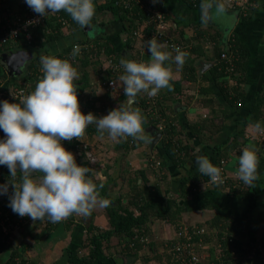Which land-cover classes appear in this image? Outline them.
I'll return each mask as SVG.
<instances>
[{
  "label": "trees",
  "instance_id": "16d2710c",
  "mask_svg": "<svg viewBox=\"0 0 264 264\" xmlns=\"http://www.w3.org/2000/svg\"><path fill=\"white\" fill-rule=\"evenodd\" d=\"M13 1L18 4V0ZM187 1L196 7L201 5L200 0ZM10 2L11 0H0L1 10L14 8ZM158 2L157 0L154 4L150 0L153 6L160 8L166 13V10ZM99 7L109 9L114 16L119 17L122 27L126 28L129 34L124 45L125 50L129 51L134 49V36L132 33L141 24V17L146 15L143 9L138 4H135L130 9H122L114 3V0H104L103 3L98 4ZM256 9V6L248 5L245 13L242 11L239 12L240 19L243 22L250 21L251 12ZM60 12L62 16L68 19L69 24L67 26L63 25L56 15H52L44 22L30 28V39H26L25 34L22 32L16 40L10 41L0 47V50H4L12 45H17L28 48L34 53L33 58L26 65L27 71L23 75L24 79L19 80L14 76H9L0 65V81H3L4 88L10 85H18L27 88L30 94L34 91L36 83L42 77V72L39 71V67H41L40 57L42 55H51L61 59H67L77 69L80 76L78 81H74V85L77 87V98L81 112L84 114L91 112L97 117L104 116L112 109L119 107L121 103H126V98L124 93L111 95L105 86L99 87L103 88L102 94L96 93L90 97V92L88 94L84 92L85 86L89 83V76L96 71L97 74H100V79L98 80H107L110 78L111 73L108 68L105 70V68H99L97 66L99 64L98 62L101 64L105 62V59L103 60V57H101L103 53H106L107 56L113 58L115 61H120L121 58L138 61V54L132 52V55H128L122 48L115 49L109 42L101 40L100 36L92 39L87 34L86 37H75V32L77 30L81 31V28L71 19L70 15L64 11ZM102 23L103 21L99 22V24ZM62 38L65 39L63 49L61 51L53 50L49 53L48 46L53 41ZM212 38L215 39L214 36ZM90 42L93 44H90ZM217 42L214 46L215 56L218 57L217 62L212 65L209 74H203L204 77L201 79H208V83H203L199 89L203 92L207 91L213 94L203 98L201 103L210 104L211 111L209 112L208 110L209 114L204 115L201 119L187 123L189 132L196 134L199 140L202 141L201 146L195 153H192L191 151H193L195 143L188 137L189 133L183 127L182 122L177 123L175 120H172V114L165 111L159 105V98L155 99L156 102L147 101V95L138 94L134 104H139V108L146 118L145 123L158 126L160 122L158 118L160 117L151 115L154 108L157 107L164 118L162 120L165 124L164 132L158 140L159 143H156L150 150H147L150 156L147 159L148 163L146 167H140L134 169V171H130L128 168H122L119 165L120 169L113 173L110 170L109 163H107L105 164L106 179H93V182L97 185H103L100 189V196L111 201L110 206L105 209L109 226L102 229L90 223L86 227L88 232L82 245L78 247L67 246L64 248L62 264H120L121 257L119 259L115 257V254H113L115 251L121 252L123 255L131 256L130 264H135L138 261H149L150 264H156L165 255L168 256V254L165 251V240H155L153 233L155 229L153 225L159 222L166 233H171L172 230L173 234L176 232L182 220L191 222V225H194L192 222H196V224H202L206 227V231L202 235V240L210 243L208 247L210 255L202 264L218 263L214 257L220 249V247L218 249L214 245L218 240L221 241L222 251H220L224 254L229 255L233 249L240 253L238 258L239 264H264V231H261V235L257 236L256 227L252 223L254 213L258 209L260 194L264 192V178L261 177L264 170V152L256 154L258 158L257 173L259 179L255 182V187L252 188L245 185L242 180L239 179L238 181L235 176L229 174L225 182L219 187L214 184L211 186L208 184L201 185L207 182V180H210V178L199 174L195 163L196 155H204L218 167L221 164V160L230 158V152H234L240 156L242 150L246 149L244 146H247L249 140L236 135L239 133L225 138L221 142L211 140L213 133H217L222 129L220 117L223 115L218 111V109H223L222 103L226 102L227 104L236 106L237 110L241 109L246 94L244 83L249 66V57L251 55L249 46L237 34L231 36L227 42L226 49L221 48ZM74 43H78L82 47L79 55L75 58L71 55V49ZM84 44H88L87 48H84ZM198 46L197 44L187 49L185 45V49L182 50L187 51L190 55L187 57L186 63L183 66L182 74L177 77H172L171 93L176 98H180L182 91L181 84L183 81L188 80V78L194 79L195 77V67L192 63L194 60L191 56L192 53L198 51ZM102 49L104 50L103 53H101ZM162 50L170 53L174 52L168 46L163 47ZM224 50L227 54L232 55V67L227 60L220 57L221 52ZM141 57L149 61L150 53L145 52ZM167 62H165L166 65H168ZM78 63H80V69L77 67ZM91 63L93 66H90ZM91 67L94 70L89 69L88 71V68ZM28 79H30L31 83L25 82ZM261 85L260 93L256 96L250 109L246 113V122L255 125L259 121L264 126V81ZM96 98L99 100L97 105L95 104ZM182 133H184L185 137L182 136ZM86 135H95L94 141H101L104 136H108L106 133L104 136H101L96 131L95 125H90L86 128L84 136ZM144 135L146 137L145 141H148V134L144 133ZM83 137L82 140L73 138L70 142L63 140L61 144L74 155L77 163L88 167V174H91L93 173V168L90 166L101 163L102 160H100L101 157H98L93 165L89 163L90 161L87 158L82 159L86 152L84 148H80L79 150H83L85 153L79 154L78 146L83 143ZM0 139H5V134L2 129H0ZM140 141L144 140H139L138 142L140 143ZM139 143H137V140L129 137L127 140L122 139L120 142H115V145L118 144V146H122L125 150H128L140 145ZM151 154L157 157L155 158ZM190 158L193 160H191L188 170L181 172L180 176L176 179L177 181L171 184L168 163L171 162L172 165L179 168ZM156 161H159V163H156ZM2 170L4 174H8L6 166ZM150 173L154 175V178L150 179ZM122 174H127V177H125L127 183L125 182L126 185L124 188V184L120 183L119 187L123 188L122 193L113 197L111 192L114 186L118 184L117 178ZM20 175L18 172L16 178L17 183L19 182ZM11 179L8 178L7 185L8 189L13 193L14 189L10 182ZM220 188H227L228 194L243 199L246 203L245 208L242 211H238L221 207L217 202V195H215L216 190H220ZM190 196L192 198L194 197L191 201L188 199ZM9 199L10 196L6 194L1 197L2 201L7 200L9 202ZM2 201H0V206L4 211L9 206V203ZM203 208H210L212 215L205 218L202 222L190 220L189 217L184 216L185 213L191 210ZM11 212L13 217L18 216L13 211ZM71 217L72 215L69 218ZM26 218L29 219V217ZM44 222L47 230H51V228L56 227L59 223H50L46 218ZM24 223H21L20 226ZM13 232L10 231L5 234L0 229V264H37V262L31 261L23 255L25 248L24 240L18 244L13 243ZM152 233L153 236H151ZM142 236L147 237L148 240L141 241L140 237ZM192 239L197 240L199 238L195 235ZM171 241L173 244L175 239H169L168 243H171ZM157 244L161 248H158ZM83 248L85 250L80 252ZM19 249H22L21 252ZM50 264H53V262Z\"/></svg>",
  "mask_w": 264,
  "mask_h": 264
},
{
  "label": "clouds",
  "instance_id": "9594fccd",
  "mask_svg": "<svg viewBox=\"0 0 264 264\" xmlns=\"http://www.w3.org/2000/svg\"><path fill=\"white\" fill-rule=\"evenodd\" d=\"M25 3L38 16L64 11L81 29L90 27L95 15L93 0H25ZM146 46L150 53L148 62L120 59L123 74L119 81L127 102L104 116L81 112L74 85V81L80 79L77 69L69 60L51 55L40 57L42 77L34 91L23 95L16 103L0 102V129L5 134V139L0 140V165L7 166L12 178L14 191L9 206L14 213L33 221L46 218L55 224L73 214L87 218L95 209L110 206L111 201L100 196L103 185L87 177L89 168L78 165L61 141L82 140L90 125H95L101 136L106 133L115 142L129 137L146 140L145 117L139 107L133 106L135 98L141 92L155 97L163 89L172 90L173 73L165 62L172 61L182 70L190 55L176 47L173 57L162 50L164 46L155 37L147 41ZM80 51L79 45H74L72 57ZM255 127L264 131L259 121ZM195 163L198 173L209 177L212 184L217 187L223 184L221 168L207 156L196 155ZM257 169L256 153L242 150L237 176L249 188L255 187L259 179ZM18 172L21 175L17 183L14 181ZM37 173L41 175L34 178ZM7 192L8 185H0V194Z\"/></svg>",
  "mask_w": 264,
  "mask_h": 264
},
{
  "label": "crops",
  "instance_id": "0c3cea01",
  "mask_svg": "<svg viewBox=\"0 0 264 264\" xmlns=\"http://www.w3.org/2000/svg\"><path fill=\"white\" fill-rule=\"evenodd\" d=\"M200 1H201V5L198 7L194 6L193 4H190L187 0H162L161 4L158 2V4L162 5V7L166 10V18L168 24L167 33L170 35V37H172L173 40L175 41L183 42L184 45H186L187 49L192 48L197 44L199 45L198 51L192 53L191 56V58L194 60V62L192 63L195 67V72H196L194 79L188 78V80L183 81V83L181 84L182 91L180 94V98H176L171 93V90L168 89L161 90L159 94L156 96L157 98H159V103H160L159 105H161V107L164 108L165 111L170 112V114H172V120H175L177 123L182 122V125H184L183 127L189 133L188 137H190V140L195 143V147L193 151H191L192 153H195V151L201 146L202 141L199 140L196 134L189 132V130L187 129L188 127L187 123H191L192 121L201 119L202 117H204V115L209 114L208 110L209 112L211 111L210 104H201V103L203 98L213 95L210 92L207 91L203 92L199 90L200 87H202L203 83L205 84L208 83V79H201V78L204 77L203 74L205 75L209 74L212 65L215 62H217L218 57L215 56V51H214V46L216 42L218 41L217 43L220 44L221 48L226 49L227 42L229 41L231 36L232 35L235 36V34H237L240 37V39L249 46L251 50V55L249 57V66L247 68L246 80L244 83V86L246 88V94L240 110H237L236 106L227 104L226 102L223 103L221 102L223 109L222 110L218 109V111L221 113V115H223L220 117L222 129L217 133H213L211 140L216 142H221L225 138L232 137L236 133H239L236 135H238L240 138L249 139L247 146H244L246 149L254 151L256 154L263 153L264 132L257 130L254 124L246 122V113L250 109V106L254 102L256 96L260 93L262 88L261 84L264 81V0H256L255 4L257 9L251 12V19L250 21L247 22H243L240 19L239 11L235 7L230 5L226 0H200ZM103 2L104 0H93V3L95 5V15L93 17L94 19L92 20L91 26L96 25L97 32L93 36H90L87 34V30L85 27L84 31L83 29H81V31L77 30L74 34L75 37H86L87 34L92 39L100 36L101 40L109 42L112 46H114L115 49L122 48L125 53L127 52L128 55H132V52L135 53L134 49L126 51L124 46L126 43V39L129 37L126 28L122 27V23L120 22L119 17L117 18L116 16H114L113 13L109 11V9L106 8L103 9L100 7L98 8V4ZM10 3L13 7L17 6L15 1L13 0H11ZM101 21H103V23L99 24V22ZM224 32L226 33L224 34ZM213 36L215 37V39L212 38ZM133 38H134L133 48H135V46L138 44V41L135 37ZM90 44L93 43L90 42ZM64 45H65L64 38L53 41L48 46L49 53L53 50L61 51ZM24 50L30 51L28 48L25 47L23 48L17 45L14 46L12 45L7 49L0 50V65L2 66V68L4 69L2 62L4 58L9 57L16 53L18 56H23V54L26 53ZM33 54L34 53L31 52V56H29L27 59L31 58ZM171 54L173 57L175 56V52H172ZM101 57H103V55H101ZM27 59L26 61L28 63ZM98 63L99 64H97V66L99 68L101 67L107 70L106 62L102 64L100 62ZM167 63H168L167 66H169L172 70L173 77H177L182 74V70L178 69L175 63H173L172 61H168ZM90 66H93L92 63L90 64ZM26 67L24 70L9 76H14L16 79L19 80L24 79L23 75L26 74L25 73L27 71ZM89 69L92 70V67ZM99 75L100 74H97L96 71H94L92 75L89 76V83L84 88V92L86 94L90 92L89 93L90 97L96 93L97 94L103 93L102 91L103 88H99V86H97V80L100 79ZM25 82L31 83L30 79H28V81L26 80ZM141 94L145 96L147 95L146 93L143 92H141ZM111 97H115V96H111ZM97 101L99 102V100L96 98L95 100L96 105L98 103ZM133 106L140 107L139 104L138 105L134 104ZM151 115L153 116V114ZM150 126H152V124L150 123L144 122L143 124L144 133L148 134V141L144 140V141H140L139 143L138 142L139 140H137V143H139L140 145H137L136 147H132L128 150H125L122 146H118V144L115 145V141H112L108 136H104L102 138L101 140L102 142L100 141L101 142L100 144L105 145L106 149L110 147L111 150L117 153L116 161L111 159L110 161H108L110 170L113 173L117 172L120 169L119 165L123 164L124 161H125L124 168L137 169L140 167L147 166L148 163L147 159L150 156L147 153V150L151 149L150 135L148 131V128ZM86 136H84L83 139H85ZM182 136L185 137L184 133H182ZM88 137L90 139L88 141L89 142L88 144H91L90 146L92 147L96 146L97 148L100 146L98 145L99 142H97V140L94 142L95 135L93 136L88 135ZM156 143H159V141H157ZM92 150L94 149L92 148ZM98 150L99 149H96V151ZM114 156L116 155H113L112 157L114 158ZM151 156L155 158L157 157L154 154H151ZM238 157H239L238 154H235L234 152H230V158L226 160V164H225V168L229 175L232 176L235 175L238 166ZM192 158H190L182 167L179 168L172 165L171 162L168 163L169 173H170L169 178L171 184L177 181L176 179L180 176L181 172H186L188 170L189 168L188 166L190 165L191 160H193ZM77 164L81 165L79 163ZM105 164H107L106 161H102L101 163L95 164L96 169L94 168L93 173L91 174L87 173L86 174L87 177L92 181H94L93 179L96 178L95 173L97 172L98 169L99 172H101L102 175L104 176V178H98V179L105 180L107 175L105 172ZM115 165L117 166V171L115 169L116 168ZM126 175L127 174L120 175L117 178V182H119L120 177H122V181H124L125 183L126 182L125 177H127ZM153 176L154 175L150 173L149 176L150 179L154 178ZM261 177L264 178V170L262 172ZM208 185L211 186L212 184H208ZM215 195H217V202L221 207L231 208L238 211H242L245 208L246 205L245 201H243V199H241L240 197H234L228 194L227 188H220V190H216ZM193 198L192 196L188 197L190 201ZM205 209L207 208L191 210L188 213L184 214V216L190 218L193 217L192 215L193 213L197 212L198 210H199L198 212L200 211L203 212V210ZM208 209L210 210L209 214L205 215L202 213L201 215L202 219H198L196 217L194 219L190 218V220H195L200 222L204 221L205 218L212 215V210L210 208ZM97 213L99 214L100 217L97 216ZM81 217L82 216L73 214L71 218H68L57 224V225L62 224L64 226V234L60 237V239H58L59 242L58 244H60L62 248L61 252L52 253L53 264L63 263L62 261L64 259L65 247L67 246L78 247L79 245H82V243H84L85 237L88 232L86 227L93 222L91 221V218L92 220H94L95 222L94 224L98 228L105 227L107 224H108L107 226H109L105 209H100V208L95 209L91 213V215L87 217L88 221H86L83 217L82 218ZM252 221H253L252 223H254L256 227V235L260 236L262 233L261 231H264V192L260 194L258 209L255 211ZM44 223H45L44 220L33 221L32 219H29L28 222L18 227L17 230L13 232L12 234L13 243L18 244L19 241L26 240L29 242V244L26 247L28 252L31 253L32 252L31 248L33 249V247L37 250V252H40L42 248L48 247L46 254H49L48 253L49 247H51L52 245H55V247H57L56 243L51 242L50 240L46 241V242L50 241L51 243V245L49 244L50 246L49 245L39 246L40 243H37L38 241H40L39 240L40 232L45 233L44 232L45 230L46 232L48 231L47 233H49L50 231L46 229ZM84 250L85 248H83V251ZM48 256L50 257L51 255ZM31 259L33 261L36 260L35 258H31Z\"/></svg>",
  "mask_w": 264,
  "mask_h": 264
},
{
  "label": "built area",
  "instance_id": "2783aa9c",
  "mask_svg": "<svg viewBox=\"0 0 264 264\" xmlns=\"http://www.w3.org/2000/svg\"><path fill=\"white\" fill-rule=\"evenodd\" d=\"M196 1V0H193ZM230 5L235 7L239 12L242 11L243 13L246 12V8L248 5L256 6V1L252 0H226ZM116 5H119L122 9H130L135 4H138L140 8L143 9L145 12V16L141 17L142 22L141 24L133 30V36L137 39L138 44L135 46L134 51L135 54H138V61L137 62H148L146 59H143L141 56L145 52H149L146 46V42L155 37L164 47H169L170 50L174 51L176 47H179L181 50L185 49V45L182 42L173 40L172 37L167 33V18L166 13L162 11L160 8L153 6L150 3V0H114ZM21 5V7H20ZM134 14V13H130ZM52 15H56L58 19L61 21L63 25H68L69 21L64 16L61 15V12L58 13H49L47 16H38L26 3L25 0H18V4L16 7L7 10H1L0 7V47L9 43L10 41L16 40L20 33H24L26 39L31 38L30 28L38 25L39 23L44 22ZM3 21V22H2ZM151 25L150 27H148ZM149 28V29H146ZM74 45H79L78 43H74ZM88 44H84V48H87ZM82 49V47H80ZM72 50V49H71ZM103 49L101 53H103ZM175 52V51H174ZM221 58L227 60L229 65L232 67V55L227 54L225 51L221 52ZM105 59L107 68L111 73L110 78L107 80H97V86H105L106 89L111 94H121L124 93L123 85L119 81V76L122 75L123 69L119 65V61H115L113 58H110L103 53V60ZM39 71H41V67H39ZM29 94L28 89L25 87H21L18 85H10L7 88L3 87V81H0V102L7 100L10 103H16L23 95ZM157 97H148L147 101L156 102ZM155 104V103H154ZM153 116L160 117L158 128L164 132L165 124L163 123V117L158 110L157 107L153 110ZM1 140V139H0ZM63 141V140H62ZM61 141V142H62ZM82 147V144H79L78 150ZM87 155V154H86ZM88 157V155H87ZM239 159V157H238ZM159 163V161H156ZM226 160H221V164L218 166L222 170V178L225 182L226 178H228V173L226 172L225 168ZM5 167L0 165V185H5L8 182V178L10 177V172L8 169V174H4L2 168ZM7 167V166H6ZM238 169V166H237ZM237 169L235 172V177L237 179ZM3 181V182H2ZM16 182V180L14 181ZM212 184L211 180H207L204 184ZM5 194H0V201L1 197ZM7 196H11L12 193L10 189L6 193ZM9 198V197H8ZM3 199V198H2ZM2 202L9 203L7 200H3ZM12 209L10 206H7V209L3 211L0 206V229L3 233H8L10 231H15L20 224L26 222V217L28 216H12ZM186 222L181 221L177 227L175 233L171 234L169 237H164L165 240L164 246L165 251L167 252L168 256L165 255L161 261L157 262L156 264H202L205 260L208 259L210 253L208 247L210 243L204 242L202 240V235L206 231V227L202 224H196V222ZM198 236L199 239L195 240L192 239ZM175 239V242L172 244L168 243L169 239ZM141 241H147V237H140ZM215 242V241H213ZM212 243V242H211ZM214 244V243H213ZM214 245H216L219 249L214 257L217 259V264H239V252L235 251L234 249L230 251L229 255L224 254L221 248V241H217ZM221 250V251H220ZM137 264V262L135 263ZM142 264H150L149 261L143 262Z\"/></svg>",
  "mask_w": 264,
  "mask_h": 264
},
{
  "label": "rangeland",
  "instance_id": "374dc122",
  "mask_svg": "<svg viewBox=\"0 0 264 264\" xmlns=\"http://www.w3.org/2000/svg\"><path fill=\"white\" fill-rule=\"evenodd\" d=\"M97 32V26L96 25H92L91 26V28H88V30H87V34L88 35H90V36H93L95 33ZM77 67H78V69H80L81 68V66H80V63H78L77 64ZM84 67V66H83ZM88 71H89V68H88ZM91 72V71H90ZM81 73V72H80ZM147 97H149V96H147ZM98 102V101H97ZM99 103V102H98ZM97 103V104H98ZM96 104V103H95ZM204 115V114H203ZM164 123V122H163ZM157 129H159L158 127H156ZM84 141H83V143H82V147L84 148V150H85V152L83 151V150H79L80 151V153L79 154H84L83 155V157H82V159H88L90 162L89 163H92V164H94L95 163V160L98 158V157H101L100 158V160H102V161H106V163H108V161H110V159L111 160H117V153L116 152H114L113 150H111V148L109 147L108 149H106V146L105 145H103V144H100L101 142L100 141H97V142H99L98 143V145H100L98 148L95 146H90L91 144H88L89 142V137L88 136H86L85 137V139H83ZM95 140V139H94ZM95 142V141H94ZM97 145V144H96ZM105 146V147H104ZM86 147H88V149L86 148ZM94 149V150H92V148ZM96 149H99L100 150V152H99V150L98 151H96ZM88 155V157H87V155ZM113 155H116V156H114V158L112 157ZM123 160V159H122ZM120 163H121V161H120ZM124 163H125V161L123 162V164H120L121 166H122V168L124 167ZM117 165H119V164H117ZM116 166V165H115ZM90 167H92L93 169L96 167V165H94V166H90ZM92 168H90V169H92ZM92 169V170H93ZM96 169V168H95ZM116 171H117V166H116ZM130 171H134V169H132L131 170V168H128ZM39 174L38 175H35L34 176V178H39ZM95 177L96 178H104V176L102 175V173L101 172H99V170L97 169V172L95 173ZM120 183H122V184H124L123 185V188L125 187V183H124V181H122V177H120V180H119V182H118V184L113 188V190H112V192H111V194L113 195V196H118L120 193H121V191L123 190V188L121 187H119V184ZM199 211V210H198ZM195 212V213H193L192 215H193V217H190V218H192V219H194V218H198V219H202L201 217V215H202V213L203 214H205V215H208L209 214V212H210V210L209 209H205V210H203V212L202 211H200V212ZM186 214V213H185ZM97 216L98 217H100L99 216V214L97 213ZM82 218V217H81ZM84 218V217H83ZM86 221H88L87 220V218H84ZM85 221V222H86ZM91 221H93L92 222V224H94L95 222H94V220H92V218H91ZM26 222H28V220L26 221ZM25 222V223H26ZM24 223V224H25ZM95 225V224H94ZM108 225V224H107ZM107 225L105 226V227H102V229L103 228H106L107 227ZM153 227H154V238H155V240L156 241H160V240H162L164 237H169L170 235H169V233H166V231L161 227V223L159 224V222H156V224L155 225H153ZM17 230V229H16ZM52 231V232H51ZM44 232L45 233H43V232H40V238H39V240L40 241H38L37 243H40L39 244V246H46V245H51V243H50V241L51 242H54V243H56V245H57V247H55V245H52L51 247H49V251H48V253L49 254H46V251H47V248L48 247H46V248H42V250H40V252H37V250L33 247V249L31 248V250H32V252L30 253V252H28V250H27V245L29 244V242L28 241H24L25 242V248H24V253H23V255H25L26 257H28V259H30V260H32L31 258H35L36 260V262H37V264H50L51 262H52V257H53V254L52 253H55V252H57V253H59V252H61V250H62V248H61V246H60V244H58L59 242H58V239H60V237L64 234V226L62 225V224H60V225H56V227H54V228H52L50 231H49V233H47L45 230H44ZM153 233H152V235L151 236H153ZM47 236V237H46ZM171 237V236H170ZM48 240H50L49 242H46V241H48ZM55 240H56V242H55ZM20 242V241H19ZM36 243V244H37ZM54 243H52V244H54ZM49 245V246H50ZM66 245V244H65ZM38 246V247H39ZM157 246H158V248H161V247H159L160 245H158L157 244ZM57 248V249H56ZM20 251L22 250V249H19ZM114 250V249H113ZM80 252H83V250H81ZM29 253V254H28ZM36 253H39V254H36ZM113 254H115V257H117L118 259L121 257V261H120V264H130V260H131V256H127V255H123L121 252H117V251H115V252H113ZM48 255H51L50 257L48 256ZM39 262V263H38ZM41 262H43V263H41ZM118 263H119V261H118ZM143 262H137V264H142Z\"/></svg>",
  "mask_w": 264,
  "mask_h": 264
},
{
  "label": "water",
  "instance_id": "95a60500",
  "mask_svg": "<svg viewBox=\"0 0 264 264\" xmlns=\"http://www.w3.org/2000/svg\"><path fill=\"white\" fill-rule=\"evenodd\" d=\"M159 3H162V0H158ZM237 12V11H236ZM237 17V16H236ZM88 28L91 27H87L86 26V30H88ZM227 30V29H226ZM226 32H224L225 34ZM225 38V35H224ZM26 53L23 54V56H18L17 53L13 54L9 57H6L3 59V67L6 70V72H8L9 75H14L17 72H20L22 70L25 69L26 65H27V61L26 59L31 56V52L24 50ZM16 71V72H14ZM176 106V105H175ZM149 131V135H150V147L152 148L155 143L159 140V138L161 137V130L157 129L156 126L152 125L148 128ZM88 149V147H86Z\"/></svg>",
  "mask_w": 264,
  "mask_h": 264
},
{
  "label": "flooded vegetation",
  "instance_id": "af4514ba",
  "mask_svg": "<svg viewBox=\"0 0 264 264\" xmlns=\"http://www.w3.org/2000/svg\"><path fill=\"white\" fill-rule=\"evenodd\" d=\"M255 1H256V0H255ZM32 58H33V57H31V58H29V59H27V60L30 61ZM14 72H16V71H14Z\"/></svg>",
  "mask_w": 264,
  "mask_h": 264
}]
</instances>
